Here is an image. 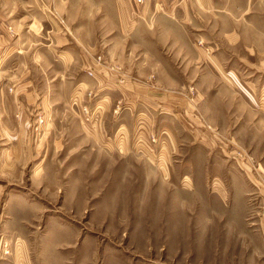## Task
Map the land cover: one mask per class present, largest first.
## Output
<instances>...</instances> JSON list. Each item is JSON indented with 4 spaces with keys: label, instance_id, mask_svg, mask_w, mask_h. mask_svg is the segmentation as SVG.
<instances>
[{
    "label": "rangeland",
    "instance_id": "rangeland-1",
    "mask_svg": "<svg viewBox=\"0 0 264 264\" xmlns=\"http://www.w3.org/2000/svg\"><path fill=\"white\" fill-rule=\"evenodd\" d=\"M255 2L264 9V0ZM8 15L14 21L12 29L19 36H29L27 51L35 54L39 27L30 30L20 24L16 8ZM222 15L232 19V12ZM167 30L172 43L162 44L155 38L153 43L141 39L137 44L95 42L91 46L114 63L133 51L139 54V62L150 61L155 53L169 58L173 55L168 53L177 52L209 57L215 53L213 43L219 41L215 28L204 29L209 33L204 43L196 28L171 25ZM223 53L231 66L232 46L224 47ZM20 56L11 57L10 65L17 68L9 86L24 88V94L15 99L26 101L28 94L37 102L20 107L8 97L10 107H0L1 122L9 120L0 124V264H12L4 258L16 255L24 261L22 253L16 252L20 244L7 238L10 233L23 236L31 251L33 244L41 251L40 263L35 260L38 251L32 253L33 264H75L84 254L91 264L249 263L253 253L246 252L245 245L260 242L256 234H236L240 221L235 219L247 212L245 198L239 200L237 191L252 177L251 172L260 179L257 167H264V128L252 130L247 113L234 111L232 88L246 92L254 88L250 82L255 78L239 77L224 68L222 98L215 100L213 94L208 101L211 97L206 96L197 110L194 89H210L216 79L212 71L204 80L191 71L160 75L157 83L163 88L171 81L177 97L185 100V107L162 115L159 107L135 97L120 100L116 86L103 92L101 76L98 80L88 77L81 59H71L67 66L62 63L63 74L58 76L37 75L35 70L26 75L28 59ZM260 79L253 105L254 114L264 116L258 112L261 107L264 110V76ZM80 88L82 98L75 105L74 95ZM89 91L96 97L88 98ZM97 104L101 113L93 119L90 132L82 123L81 105L93 111ZM20 111H25L27 119L17 118ZM10 196L24 198L6 205ZM234 197L239 203L235 209ZM37 205L42 211L39 219Z\"/></svg>",
    "mask_w": 264,
    "mask_h": 264
},
{
    "label": "crops",
    "instance_id": "crops-1",
    "mask_svg": "<svg viewBox=\"0 0 264 264\" xmlns=\"http://www.w3.org/2000/svg\"><path fill=\"white\" fill-rule=\"evenodd\" d=\"M224 1L226 0H147L143 7H138L135 0H0V9L4 10V14H0V107L4 109L10 107V104L5 101L8 97L11 98V101H18L20 107L37 102L36 99H29L28 94L26 101L21 100V97L15 99L16 96H21L24 88L14 90L9 86L10 76L17 68L14 66L15 64L10 65L11 57L16 53L23 55L20 56L21 58L28 59L27 65L24 67L26 75L32 74L35 70L37 75L58 76L63 74L60 71L62 63L67 66L71 64V59L82 60L83 56H86V51L91 54L96 53L94 51H97L98 48L91 46L95 42L137 44L141 39H145L153 43L156 38L162 44L172 43L173 36L167 28H170L171 25H179L199 30L203 43V40L208 39L209 34L204 32V29H217L216 39L219 41L213 43L212 49L215 50V53L212 57L206 53L188 56L186 53L177 52L168 53L173 55V58H169L164 54L155 53L150 61L145 58L144 61L139 62V54L133 51L129 57H118V62L114 63L101 51L105 61L98 71L101 76L99 83L101 90L105 92V90L116 86L122 95L120 100L135 97L145 105L147 102L151 106L159 107L160 113L167 115L169 110L174 107H185V100L177 97L175 94L177 92L172 90L171 81L170 85L166 84L162 88L159 80L157 83V77L191 71L192 75H201L204 80L205 75L212 71L216 76L212 87L204 90L198 87L194 89L197 96L192 100H196L197 105L193 106L198 110L201 100H205L204 97H211L208 98V101L212 100L213 94L217 95L215 100L222 98L225 87L222 86L224 83L220 75L222 76L224 68H229L239 77L247 74L250 80L255 78L250 82L254 88H249L246 92L232 88V108L234 111L244 110L247 113L248 120L246 121L252 124V130H258L256 129L258 126L264 128V116L254 114V111L256 113L257 111L254 110L253 105L257 102L256 95L260 78L264 76L263 5L255 0H228V5ZM14 8H16V13H21L20 24L28 26L30 30L34 25L39 27L34 36V39L37 40L34 45L36 46L35 54L27 51L31 47L27 41L29 36L24 38L23 35L19 36L15 31L13 35L8 31L9 28L15 26L12 17L8 15L13 12ZM228 11L232 12V19L222 15ZM166 23L169 25H165ZM140 33L144 35L140 36ZM228 46H232V67L229 65V59L224 58L223 53L224 47ZM78 53L80 57H77ZM46 60H49V63H46ZM21 69L22 67H20ZM142 76H146L147 79L142 80L140 78ZM103 77H106V82ZM110 82L113 84H109ZM261 88L262 91L264 85ZM8 89L10 93L7 91ZM11 92H14V98H12ZM36 95L39 94L36 93ZM44 101L38 104L37 108L41 107ZM260 110L258 112H264L263 107ZM18 114L17 118L27 119L25 111H20ZM2 116L3 114L0 112V118ZM5 116L10 115L6 112ZM8 121L6 118L2 120L4 123H8ZM257 172H260V179L251 172L252 177L250 176L246 185L237 191L239 200L242 196L245 198L247 212L244 215H239L235 220L240 221V228L236 234H256L259 236L260 243L246 244L245 251L253 253L249 258V263L236 261L235 264H264V167H257ZM20 197L23 196H10L5 200V203L7 205L11 200ZM258 198H260L259 202H257ZM235 199L236 197L232 198L233 208L239 204ZM253 206L254 210H251ZM40 210L37 205L35 210L37 218L41 215L42 211ZM232 214L234 216L235 211H232ZM25 223L32 225L28 221ZM7 238L11 240L12 244H15V241L20 244V251L16 252L17 254L22 253L23 264H33L32 253L34 251H38V253L36 252V262L42 261L41 251L37 250L34 244L33 251H31L28 241L20 234L10 233ZM3 241L1 239L2 244ZM84 255L83 260H78L75 264H91V259H87L86 254ZM4 260L7 263L11 261L12 264H22V260L17 259V255L10 256L8 259L4 258Z\"/></svg>",
    "mask_w": 264,
    "mask_h": 264
},
{
    "label": "built area",
    "instance_id": "built-area-1",
    "mask_svg": "<svg viewBox=\"0 0 264 264\" xmlns=\"http://www.w3.org/2000/svg\"><path fill=\"white\" fill-rule=\"evenodd\" d=\"M147 0H135V3L138 7H143L145 5ZM13 29L10 28V33L13 34ZM86 57L83 56L82 58V68L85 71V73L88 75V77L94 79V80H98L97 76H98V71L99 68L105 64L104 58L102 57L101 54L99 53H89L86 51ZM87 57H88V61H87ZM104 80V79H103ZM82 88L78 89L74 95V104L76 105L78 101H80V99L82 98ZM86 96L88 98H94L96 97V95L92 92L89 91L86 93ZM99 105H96V109L91 111L89 107L84 106L82 107L81 105V115H82V123L83 125H85L87 127V129L91 132V130H93L94 128V120L96 116H98L99 113H101V111H99ZM43 118L39 117L38 119V123L40 125H42L43 123ZM40 127V126H39ZM39 127H36V130H39ZM153 141L156 142V140L153 138Z\"/></svg>",
    "mask_w": 264,
    "mask_h": 264
}]
</instances>
